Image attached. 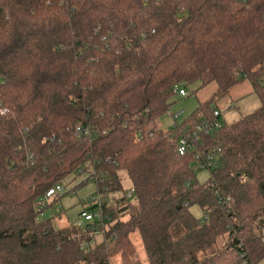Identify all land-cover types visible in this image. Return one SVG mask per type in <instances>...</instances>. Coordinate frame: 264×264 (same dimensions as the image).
<instances>
[{
  "label": "trees",
  "instance_id": "trees-1",
  "mask_svg": "<svg viewBox=\"0 0 264 264\" xmlns=\"http://www.w3.org/2000/svg\"><path fill=\"white\" fill-rule=\"evenodd\" d=\"M245 80L260 108L220 116L180 156L182 132L219 110L163 130L175 88ZM198 154L221 157L203 182ZM77 171L104 195L89 209L102 220L55 229L37 204ZM134 233L149 264L264 259V0H0V264H142Z\"/></svg>",
  "mask_w": 264,
  "mask_h": 264
},
{
  "label": "rangeland",
  "instance_id": "rangeland-1",
  "mask_svg": "<svg viewBox=\"0 0 264 264\" xmlns=\"http://www.w3.org/2000/svg\"><path fill=\"white\" fill-rule=\"evenodd\" d=\"M180 88L184 89L189 96L187 98H181L176 94L173 97V105L168 113L157 120V125L163 130H171L176 124H181L201 104L212 99H214L212 107L219 110L222 120L228 125L254 113L261 106L260 100L254 93L253 86L248 80L233 87L225 95L218 94L219 87L215 83L205 88H201V83L199 82L191 86L181 85ZM174 114L180 115L177 123L173 119ZM220 159V154H215L210 161L216 166L220 163ZM192 169L196 173L197 178L202 182L210 177L211 171L208 168L201 169L198 162L192 164ZM122 177L124 189L129 190L130 183L126 173L123 172ZM82 182L84 183L81 184ZM60 186L63 189L60 197H56L48 202L49 206L43 210L41 218L52 219L55 229H64L71 226L85 228L91 222H87L82 217V213L84 211L92 213V210L89 209L98 203L93 202L92 199L98 198V196L104 198V195L98 193L96 183L92 179H89V173L86 171H82L81 174L79 171L73 173L63 180ZM75 187L77 188L74 190ZM109 199L111 200L112 197L110 196ZM191 212L198 219L204 217V211L198 205L192 206ZM131 238L140 262L142 264H149L140 234L134 233ZM102 241V234L97 233L93 245L101 243ZM111 264H122L120 256L113 257ZM260 264H264V259Z\"/></svg>",
  "mask_w": 264,
  "mask_h": 264
},
{
  "label": "built area",
  "instance_id": "built-area-1",
  "mask_svg": "<svg viewBox=\"0 0 264 264\" xmlns=\"http://www.w3.org/2000/svg\"><path fill=\"white\" fill-rule=\"evenodd\" d=\"M176 94H178L181 98H187L189 94L184 90L181 89L180 87L175 88ZM221 114L218 111L214 112V120H205L202 121L201 123L197 124L196 127L194 128H187L185 129L178 142V153L180 156H185L189 153V151H197V144L200 143L201 137L203 135H210L216 132L218 129L221 128V122L219 120ZM180 118L179 114H174L173 119L177 123V120ZM177 127V124L175 125ZM77 133L80 135H85L88 136L90 135V131L87 129H82L81 125L77 126ZM197 162L200 164L201 169H209L211 167H214V165L211 163V161H206L203 162L201 159L200 154L197 155ZM63 189L60 185L55 186L51 190L47 192L45 197L38 202V207L40 209H45L48 205V202L52 199H54L56 196L60 195L62 193ZM135 195V189L130 188L127 191V198L131 199ZM102 199L101 197L98 196V198H93V202H100ZM82 217L87 221V222H92L95 219L102 220V216L98 213H84ZM244 258V256H241Z\"/></svg>",
  "mask_w": 264,
  "mask_h": 264
}]
</instances>
